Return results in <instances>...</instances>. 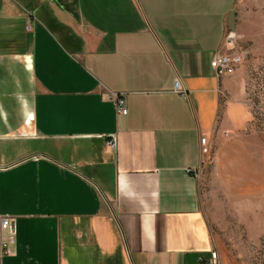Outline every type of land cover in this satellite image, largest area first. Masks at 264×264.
<instances>
[{
    "label": "crops",
    "instance_id": "0c3cea01",
    "mask_svg": "<svg viewBox=\"0 0 264 264\" xmlns=\"http://www.w3.org/2000/svg\"><path fill=\"white\" fill-rule=\"evenodd\" d=\"M230 30L262 50L264 0H0V264H220L200 138L252 120L246 68L211 65Z\"/></svg>",
    "mask_w": 264,
    "mask_h": 264
},
{
    "label": "rangeland",
    "instance_id": "374dc122",
    "mask_svg": "<svg viewBox=\"0 0 264 264\" xmlns=\"http://www.w3.org/2000/svg\"><path fill=\"white\" fill-rule=\"evenodd\" d=\"M238 47L249 51L238 69L246 68L252 120L241 133L215 142L202 163V209L218 242L220 264H264V48L241 42Z\"/></svg>",
    "mask_w": 264,
    "mask_h": 264
},
{
    "label": "built area",
    "instance_id": "2783aa9c",
    "mask_svg": "<svg viewBox=\"0 0 264 264\" xmlns=\"http://www.w3.org/2000/svg\"><path fill=\"white\" fill-rule=\"evenodd\" d=\"M224 49H221L217 55L212 60V67L216 71L218 77L222 78L224 76L232 75L236 72L238 67L242 65L245 61L246 57L249 54L247 49H243L238 47V36L234 31H228L225 38ZM175 88L180 91L184 92V89L181 86V82L179 80L175 83ZM109 97H113L116 101V108L119 114H127L128 107L126 103L125 95L122 93H110ZM108 144L111 147L116 145V139L113 138L108 141ZM200 148L201 153L204 157L203 162L205 161L206 157L211 154L212 146L209 142V139L206 135H202L200 138ZM0 227L2 229L9 230V236L6 239H3L1 242V246L3 251L10 253V245L15 242V218L13 217H0ZM219 251L214 249L211 253V257L213 261H217L219 259Z\"/></svg>",
    "mask_w": 264,
    "mask_h": 264
}]
</instances>
